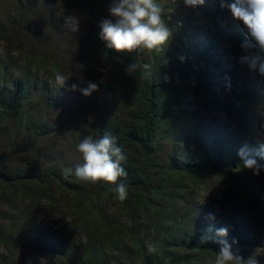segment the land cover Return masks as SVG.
<instances>
[{"label": "rangeland", "instance_id": "obj_1", "mask_svg": "<svg viewBox=\"0 0 264 264\" xmlns=\"http://www.w3.org/2000/svg\"><path fill=\"white\" fill-rule=\"evenodd\" d=\"M63 1L54 0L59 16L49 24L50 7L43 0H0V60L14 57L18 61L20 65L14 70L13 79L35 80L34 98L28 108L37 118L51 123L54 130L53 135L41 140L39 159L49 164L60 162L74 170L83 163L77 146L84 137L92 135V124L99 118L96 98L101 95L100 90L104 93L105 82L114 71V64L100 50L107 46L99 38L98 26L100 19L109 15L111 0H76L71 6H65ZM155 2L161 6L162 17L172 33L165 50L175 51L176 56L184 60L182 81L174 90L177 94L175 125L183 134V144L195 147L197 138L201 137L203 141L214 140L233 146L236 151L245 146L258 150L264 143V76L240 63L241 44L249 39L242 23L234 19L227 8L221 7L220 0H205L196 7L185 6L183 0H177L176 6L172 0ZM25 5L32 13L33 31L24 21L28 15L17 11ZM14 13L18 21L13 24L10 18ZM68 15L80 21L78 32L65 27ZM43 33L52 43H38ZM25 39L28 47L22 44ZM111 50L119 59L115 61V67L119 68L124 65L125 56L139 60L156 52L137 54ZM42 57L44 62L37 60ZM74 65L84 66L85 81L98 84V91L84 96L79 90H72L71 85L79 83L75 76L64 87H58L57 75L79 74ZM54 97H60L59 108L46 103L51 98L56 105L58 101ZM161 135L164 138L160 143V156L164 161L173 135L165 132ZM16 136L19 141H15ZM20 136L12 125L0 134L1 164L8 156L16 162L30 158L16 147ZM112 185L110 192L100 196L93 193V198L89 197L92 188L87 182L74 178H68L64 185L52 183L48 189L36 186L28 194L15 197L9 190L6 194L0 191V234L17 229L13 236L23 244L15 246L0 241V264H62L64 259L49 250L47 240H51L52 234L55 242L59 237L74 239L77 244L83 242L85 230L76 231L73 226L80 223L81 217L86 218V211L92 216L100 210L109 220L102 231L117 237L122 235L127 240L140 231H146L148 238L152 231L162 232L164 213L153 210L132 213L130 207L116 198V185ZM186 191L181 202L171 210L172 217L177 219L185 214L189 224L213 223L227 228L229 243L236 241L233 251L242 258L243 264H264V171L254 175L244 168L239 174L230 173L226 178L211 173ZM77 202L87 210L77 209ZM216 255H203L201 264H215ZM122 260L117 258L116 262L139 263L131 256Z\"/></svg>", "mask_w": 264, "mask_h": 264}, {"label": "trees", "instance_id": "obj_2", "mask_svg": "<svg viewBox=\"0 0 264 264\" xmlns=\"http://www.w3.org/2000/svg\"><path fill=\"white\" fill-rule=\"evenodd\" d=\"M43 1L50 7L48 23L52 24L59 16L57 6L54 0ZM75 3L76 0L63 1L65 6ZM17 11L21 15H28L24 21L26 24L28 22V29L33 31L30 7L21 6ZM10 19L13 24L18 21L17 13L12 14ZM27 42L25 39L22 44L28 47ZM38 43H52V40L43 33L38 37ZM100 50L114 64V71L105 82L104 93L100 90L101 95L95 97L100 112L98 120L92 124L91 136L98 139L108 134L116 138L127 158L122 166L128 175L118 181L127 186L128 192L127 198L121 203L130 207L132 213L139 210L164 213L166 216L161 221L163 230L152 231L149 238L146 231H140L127 240L122 235L117 237L102 231L109 220L100 210L92 216L86 211V218L81 217L80 223L73 226L76 231L85 230L84 241L77 244L74 239L59 237L55 242L51 234V240H47L49 250L64 259L62 264H118L117 258L123 261L122 258L130 256L139 261L138 264H201L203 255L219 251L220 246L216 241L226 239L229 242L228 236H218L217 230L220 228L213 223L207 226L194 222L189 224L185 214L176 219L170 212L184 198L186 190L194 183L202 182L206 175L217 173L226 178L230 173L239 174L245 168L239 151L218 141H203L201 137L197 138L195 147L184 145L181 141L183 134L179 126L175 125L177 94L174 90L182 81L184 60H180L175 51L165 50L164 47L148 58L139 60L128 55L124 57V65L119 68L115 67V61L119 59L111 49L101 47ZM37 60L44 62L45 58ZM133 64L134 70L127 72L126 69ZM19 65L14 57L0 60V134L7 126L15 127L17 135H21L20 142H15L16 147L30 157L24 162H16L8 156L5 162H0V191L6 194L9 190L14 197L28 194L36 186L48 189L52 183L64 185L68 178L78 180L74 172L67 173L68 167L60 162L49 164L39 159L41 153L37 152L41 140L53 135L54 130L47 120L30 113L28 105L34 98L35 80L22 77L13 79V72ZM54 98L58 101L56 105L52 104L51 98L46 103L59 108L62 105L60 97ZM161 132L173 135L171 149L164 161L160 156V143L164 138ZM15 141H19V136H16ZM247 149L256 156L257 149ZM256 158L259 160L258 156ZM87 184L92 188L89 190L90 198H93V193L94 196L106 194L113 187L105 181L94 183V186L91 182ZM90 202L94 205L92 200ZM76 207L87 210L79 202ZM15 232L17 229L11 228L7 233L0 234V241L22 246L21 240L13 236ZM148 245H152L155 251L149 252Z\"/></svg>", "mask_w": 264, "mask_h": 264}, {"label": "clouds", "instance_id": "obj_3", "mask_svg": "<svg viewBox=\"0 0 264 264\" xmlns=\"http://www.w3.org/2000/svg\"><path fill=\"white\" fill-rule=\"evenodd\" d=\"M185 6L196 7L203 5L205 0H183ZM176 6L177 0H172ZM222 8H227L232 17L242 23L248 40L242 42L243 54L240 63L246 64L251 71L264 76V0H220ZM109 15L99 21V38L106 42L109 49L117 52L141 53L161 51L171 38V30L162 17V8L155 0H111L108 7ZM65 27L71 32H78L80 21L74 15L65 17ZM83 65H74L78 75L69 73L56 76L58 87H64L75 76L79 83L71 85L72 90H79L84 96H90L99 90V86L91 81H85L82 75ZM135 64L130 65L127 72L134 70ZM86 85V86H82ZM82 154L83 163L75 169H68L82 182L97 183L110 182L116 185V198L123 201L127 198V186L118 181L126 178L127 172L122 166L126 156L118 146L115 137L105 134L96 139L92 136L84 137L77 146ZM243 167L251 170L254 175L264 171V143L259 145L256 156H253L247 147L239 150ZM259 157V160L256 157ZM211 217V214H210ZM220 237L228 235L227 228L217 230ZM203 241V240H202ZM204 242V241H203ZM219 251L215 264H243L242 258L233 251V244L226 239L216 241ZM149 252L155 248L148 245Z\"/></svg>", "mask_w": 264, "mask_h": 264}]
</instances>
